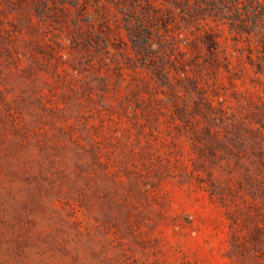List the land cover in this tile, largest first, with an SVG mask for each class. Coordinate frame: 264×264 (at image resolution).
I'll list each match as a JSON object with an SVG mask.
<instances>
[{
    "label": "rangeland",
    "instance_id": "1",
    "mask_svg": "<svg viewBox=\"0 0 264 264\" xmlns=\"http://www.w3.org/2000/svg\"><path fill=\"white\" fill-rule=\"evenodd\" d=\"M0 264H264V0H0Z\"/></svg>",
    "mask_w": 264,
    "mask_h": 264
}]
</instances>
